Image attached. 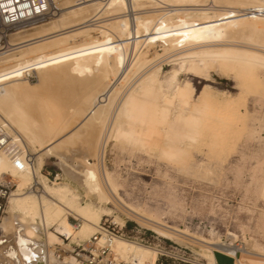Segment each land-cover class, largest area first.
Listing matches in <instances>:
<instances>
[{"label": "bare ground", "instance_id": "1", "mask_svg": "<svg viewBox=\"0 0 264 264\" xmlns=\"http://www.w3.org/2000/svg\"><path fill=\"white\" fill-rule=\"evenodd\" d=\"M211 3L208 0H55V9L47 16L3 27L14 30L0 36V57L9 52H21L19 57L23 61L33 62L50 50V54L53 50L58 56L80 50L81 54L74 52L78 55L75 63L67 64V80L75 79L77 83L84 80L80 76L87 71L95 74L91 80L77 83L80 86L76 88L82 92L78 95L77 89L70 81L66 84V80L58 93L42 98L41 105L53 123L41 121L43 108L41 111L38 107L41 121L38 122V118H30L22 106L38 84L27 86L29 83L26 84L22 76L8 78L9 84L17 89V95L9 93L6 83L5 86L2 84L4 87L0 85V118L4 120L0 124L20 148L21 159L25 160L21 164L29 167H20L6 153L0 152V179L6 171L17 181L16 189L8 198L10 211H18L23 220L29 219L28 226L21 229L24 234L21 231V237L17 239L19 255H14V248V256L12 260L9 257L8 262L79 264L75 251L74 255L66 253L61 236L70 242L86 240L97 231L104 216L112 215L111 207L96 206L91 202L82 205L78 194L67 183L49 185L40 172L46 155L56 153L63 170L72 180L79 179L84 188L92 192L82 163L73 161L76 159L71 156L73 160L69 162V156L67 159L56 148L62 141L87 134L97 161L94 169L103 190V196L99 198L102 203H107L104 199L108 198V203L110 201L126 216L159 236L184 244L196 241L202 251L197 253L206 264L215 263L214 249L232 255L240 251L236 264H264V260L257 259H264V251L253 250L247 241L235 244L236 236L230 232L226 240L212 241L186 233L187 237L183 230L128 206L119 196L118 186L104 161L110 139L125 141L146 152L156 149L165 158L178 160L185 151L184 143L191 144L200 134L223 128L228 114L236 113V99L220 102L209 90H203L197 96L188 81L164 86L159 79L161 63L156 62L157 54L149 47L151 39L144 36L146 26L152 31L158 28L162 34L170 36L172 49L181 46L176 59L210 58L217 61L218 72L222 74L232 73L240 82L254 78L257 70L264 69V0H212ZM184 6L195 7L193 10L180 9ZM32 24L35 25L15 29ZM24 32L27 34L21 41L20 33ZM119 44H124L123 47L130 44L134 48L128 62L120 53ZM31 72L33 70L25 69L23 77L27 79L26 74ZM45 75L42 73L38 81L43 85L48 77ZM74 75L78 76L74 78ZM177 75L173 71L171 77L177 79ZM61 104L70 106L73 111L67 109L60 115ZM76 114L80 116L77 124L75 122L76 125L68 129L67 121ZM78 131L81 133L77 134ZM28 157L30 161L26 162ZM35 186L39 189L35 190ZM260 194L264 199V179ZM71 214L81 220L78 227L68 220ZM114 218L123 223L119 217ZM41 233L45 237L42 241L38 238ZM56 245H60L64 254H56ZM114 249L124 255H133L141 264H156L154 249L120 238L115 240Z\"/></svg>", "mask_w": 264, "mask_h": 264}, {"label": "rangeland", "instance_id": "2", "mask_svg": "<svg viewBox=\"0 0 264 264\" xmlns=\"http://www.w3.org/2000/svg\"><path fill=\"white\" fill-rule=\"evenodd\" d=\"M211 2L212 0H208V3L212 4ZM194 7L184 6L180 9L193 10ZM35 24L15 29H26ZM145 28L147 32L144 36H148L147 40L151 39L149 47L157 54L156 62L161 63L159 79L164 86L172 87L188 81L197 96L203 90H209L220 102L230 98L236 99L237 111L234 114H228L223 128L200 134L196 141L191 144L184 143L183 148L185 151L178 160H169L156 149L146 152L140 147L125 141L108 140L104 161L106 168L110 171L118 186L119 196L128 206L145 212L166 225L183 230L185 232L184 236L187 233L189 236L191 234L194 235L193 237L198 236L201 238L204 236L203 238L215 241L226 240L227 234L230 232L236 236L234 239L235 244L247 241L253 250L264 251V199L260 194V187L264 179V69L257 70V75L254 78H247L240 82L232 73L227 75L218 72V63L214 59L197 57L176 59V52L181 49V46L172 49L168 34H162L158 28L156 30L154 28L153 31L151 27L146 26ZM13 30H11V27H2L0 36L13 32ZM30 30L26 32L28 33ZM26 32L20 33L19 40L25 39L22 36ZM123 45L119 44L118 48L122 56L125 55V61L128 62L134 53V48L130 44L124 47ZM50 52L51 50L46 53V56L42 55L41 58L33 62L23 61V58L19 57L21 52L5 53L4 57H0V85L4 87L7 84V89L8 91L10 89L9 93L11 95H17V89L13 88L7 81L10 77L22 76L25 83H29L27 86L40 85V87L36 85L31 98L25 100L22 106L24 105L23 108L26 113L28 112L30 118L34 120L38 118V122L48 120V123L50 121L53 123V120L47 115L48 112L46 113V110L42 107V101L59 92V89L67 80V68L69 67L67 64L72 65L75 63L78 56L75 53L81 51L71 50L70 54L64 52L59 56L53 50L52 55ZM192 63H195V66H192ZM25 69L33 70L30 76L26 75L27 79L23 77ZM173 71L177 72V79L171 77ZM42 73H46L45 76H48L47 80L44 78L46 80L45 85L38 82ZM2 75L6 76H3L6 82ZM75 75L74 78L78 76ZM85 75L80 76L84 79L80 80L82 81L80 84L91 80L95 76L91 71H87ZM72 81L68 78L66 84L69 82L75 88L80 86L77 84L80 81L77 83L75 79H72ZM26 84H23V86ZM79 91V88L75 91V93L77 92L76 95L82 93ZM64 105H62L63 111L60 110V115L65 110L71 109L70 106L65 105L66 107H64ZM36 106L37 108L40 107L41 111L43 108V111L40 112L39 108V111L36 110ZM29 107L36 109L32 110ZM37 112H40L45 118L41 116L40 121V114L38 115ZM78 116L79 114L70 117L71 119L67 121L68 129L77 124L80 118ZM3 121L0 118V122ZM63 132L64 130L61 131V133ZM79 132L77 134L81 133ZM79 136L76 135L74 139L62 141L59 146L63 145V147L57 145L56 148L67 159V156H69V162L76 159L73 161L82 163V168L88 174L87 179L92 184L94 192L85 189L79 179L75 180L73 178L74 180H72V177L63 170L64 168L60 164L61 161H59L60 158L56 153L55 155L50 152L51 155H46L40 170L46 182L49 185L67 183L78 194V201L82 205L91 202L96 206L111 207L113 210L112 215L104 216L100 223L107 219V221L116 223L117 226H123L126 221L127 227L136 224L140 231H152L126 216L123 211L121 212L120 209L115 208L110 201L108 203V198L104 199L103 197L107 202L105 204L100 201L99 198L103 196V190L94 169L97 161L93 155L94 150L91 148L90 137L87 134ZM25 146L29 149L26 144ZM20 167L29 168L26 164H21ZM64 171L66 174H64ZM1 181L9 183L11 191H14L17 187L16 179L6 171L2 175ZM34 188L35 190L39 189L38 186ZM20 215L18 211H10L9 201L7 200L4 211L0 213V228H2L0 229V263L3 262L1 264H11L12 262H8V260L10 258L12 260L14 255H19L16 250L19 248L17 239L21 237V231L29 224V219L23 220L24 218ZM115 216L119 217L123 223L116 222L114 220ZM8 220L9 222H7ZM68 220L75 227H78L81 223V220L72 214L68 215ZM22 234H24V231H22ZM187 234L186 236L189 237ZM43 235L41 233L38 238L40 240L45 238ZM61 238L65 244L66 253L74 255V251L77 250L74 242H70L64 236H61ZM173 242L181 247L186 246L191 255L203 259L197 253L202 251L199 250L196 241H191L194 244ZM13 243L17 246L14 247ZM55 252L56 254H64L60 245H56ZM76 257L79 260V257ZM215 259L220 264H232V259L221 253H216ZM257 259L264 260L262 258Z\"/></svg>", "mask_w": 264, "mask_h": 264}, {"label": "built area", "instance_id": "3", "mask_svg": "<svg viewBox=\"0 0 264 264\" xmlns=\"http://www.w3.org/2000/svg\"><path fill=\"white\" fill-rule=\"evenodd\" d=\"M54 9L55 0H0V28L47 16ZM26 75L30 76L31 73ZM0 152L6 153L18 165H21L20 148L1 124ZM29 161L28 157L26 162ZM11 192V185L1 181L0 213L4 211ZM117 238L154 249L156 264H206L205 259L201 260L191 255L186 246H178L173 241L159 236L153 231H140L136 224L127 227L125 221L123 226H117L116 223L107 221V219L98 225L97 231L89 238L74 242L77 249L75 254H78L79 264H141L133 255H124L114 249V242ZM213 252L214 255L221 253L231 258L232 264H236V256L241 254L238 250L233 255L216 249ZM214 264L220 263L215 261Z\"/></svg>", "mask_w": 264, "mask_h": 264}]
</instances>
